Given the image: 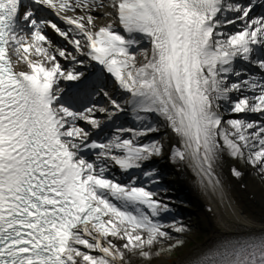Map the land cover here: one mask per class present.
Instances as JSON below:
<instances>
[{
    "label": "snow or ice",
    "instance_id": "6c2138e0",
    "mask_svg": "<svg viewBox=\"0 0 264 264\" xmlns=\"http://www.w3.org/2000/svg\"><path fill=\"white\" fill-rule=\"evenodd\" d=\"M166 155L209 200L178 264H264V0H0V264L179 252Z\"/></svg>",
    "mask_w": 264,
    "mask_h": 264
},
{
    "label": "rangeland",
    "instance_id": "374dc122",
    "mask_svg": "<svg viewBox=\"0 0 264 264\" xmlns=\"http://www.w3.org/2000/svg\"><path fill=\"white\" fill-rule=\"evenodd\" d=\"M257 181H260L259 177H256ZM202 233L198 232L197 229L194 230L193 234L189 236L188 242L184 248L180 249L179 252L174 253L171 257H160V259L165 260L166 264H173L174 262H179L182 254L187 253L190 249L196 247L197 245L204 242Z\"/></svg>",
    "mask_w": 264,
    "mask_h": 264
},
{
    "label": "bare ground",
    "instance_id": "6f19581e",
    "mask_svg": "<svg viewBox=\"0 0 264 264\" xmlns=\"http://www.w3.org/2000/svg\"><path fill=\"white\" fill-rule=\"evenodd\" d=\"M246 179H248L247 181V184L250 188H252L254 190V192H256V194L260 197V200H261V182H257V181H254V180H250L249 179V176L245 177ZM239 194V192H238ZM243 198L245 199V195L243 194ZM257 213L259 210H255ZM155 264H165V262L163 261H158L156 260Z\"/></svg>",
    "mask_w": 264,
    "mask_h": 264
}]
</instances>
